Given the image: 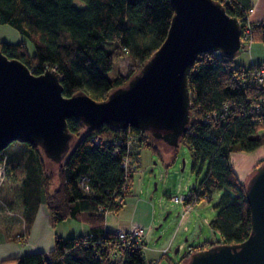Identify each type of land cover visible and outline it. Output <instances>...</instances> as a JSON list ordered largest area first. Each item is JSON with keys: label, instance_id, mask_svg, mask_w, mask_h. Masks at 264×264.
Masks as SVG:
<instances>
[{"label": "trees", "instance_id": "1", "mask_svg": "<svg viewBox=\"0 0 264 264\" xmlns=\"http://www.w3.org/2000/svg\"><path fill=\"white\" fill-rule=\"evenodd\" d=\"M215 1L222 3L230 16L237 17L244 29L253 7L250 0ZM79 2L80 6L75 0H0V26L9 25L25 38L15 43L0 40V50L7 57L22 61L36 75L55 69L67 97L84 92L103 101L112 91L127 85L165 41L174 6L172 0ZM250 26L251 41L264 44V22H250ZM26 40L33 45L32 53ZM238 55L239 52L232 56L221 52L199 54L189 74L191 118L188 132L180 142L188 146L193 167L208 161L204 177L192 189L197 202L222 191L209 224L220 238L191 248L179 264L197 250L219 243H241L251 232V211L245 196L247 182L239 179L232 154L264 147V89L249 79V73L264 67V62L244 67L236 64ZM123 58L130 61L131 73H117L109 78L107 72ZM67 126L73 135V146L62 166L58 164L56 180L47 170L41 148L24 143L25 149L18 157L3 151L7 156L5 182L19 185L24 233L29 231L41 205L54 224L74 219L89 225V233L68 238L56 235L50 251L28 253L11 261L153 264L144 256V240L140 246L133 241L122 244L117 231L107 229L106 215L124 206L125 201L116 206L112 197L120 194L127 183L131 185L133 179V175L127 179L121 166L126 149L121 147L115 153V140L136 137L133 151L140 158L143 146L159 152L158 139L133 127L103 125L88 131L74 117L67 119ZM96 138L101 140L99 144L95 143ZM83 180L89 191H85ZM100 207L104 210L100 211Z\"/></svg>", "mask_w": 264, "mask_h": 264}, {"label": "water", "instance_id": "2", "mask_svg": "<svg viewBox=\"0 0 264 264\" xmlns=\"http://www.w3.org/2000/svg\"><path fill=\"white\" fill-rule=\"evenodd\" d=\"M172 3L175 13L165 41L127 85L103 101L84 92L67 97L55 69L36 75L0 50V153L15 141L33 144L62 166L73 146L71 117L88 131L133 127L177 147L190 124L189 74L198 55H235L242 47V27L215 0ZM245 196L251 211L248 238L192 252L184 264H264V163L247 182Z\"/></svg>", "mask_w": 264, "mask_h": 264}, {"label": "rangeland", "instance_id": "3", "mask_svg": "<svg viewBox=\"0 0 264 264\" xmlns=\"http://www.w3.org/2000/svg\"><path fill=\"white\" fill-rule=\"evenodd\" d=\"M75 3L80 6L79 0H75ZM23 39L25 40L9 25L0 26V40L15 43ZM26 42L32 53L34 51L32 43L29 40ZM251 43L258 44L264 50L263 43L256 41ZM249 46L248 42L244 43V47L239 51L240 55L236 58V64L248 65L249 57L245 49ZM263 53L264 51L260 53V57H263ZM131 71L130 61L123 58L114 63L107 76L114 78L117 73L128 75ZM156 142L159 145V152L146 146L141 148L140 166L133 174L125 204L119 211L106 215V227L112 232L129 230L134 226L144 228L146 259L154 264H179L183 255L191 248L200 246L205 241L219 240V234L209 224L216 214L215 206L222 191L215 192L209 199L197 202L194 209L181 219L182 205L175 203L173 198L186 196L190 190L198 187L206 173L208 161L193 167L191 153L186 144L180 142L177 147H172L162 140ZM24 149V143L15 141L5 151L12 157H18ZM242 153L246 160H242V165L237 167L235 163L239 161L238 155ZM238 155L236 153L232 155L235 171L242 181L248 182L264 160V147L254 152H240ZM44 159L48 172H52L56 180L58 164L45 156ZM20 202L19 185L6 180L0 191V230L3 229V233L6 232L8 235L7 238L14 239L13 241L21 238L17 236L18 234H25V229L22 232L24 214L21 212ZM55 228L60 236L62 234V237L68 238L87 232L89 225L67 219L55 224ZM164 249H168L167 254H163Z\"/></svg>", "mask_w": 264, "mask_h": 264}, {"label": "crops", "instance_id": "4", "mask_svg": "<svg viewBox=\"0 0 264 264\" xmlns=\"http://www.w3.org/2000/svg\"><path fill=\"white\" fill-rule=\"evenodd\" d=\"M250 3L253 6V11L248 14L249 21L264 22V0H250ZM245 50L248 53L249 62L247 63L248 65H244L243 63H240V65L248 67L250 65L264 62V55L263 57H260V53L264 50H262L260 46H258V44L251 43L250 46ZM238 153L240 152H237L236 154L238 155ZM238 156L240 157V159L237 163H235L237 167L238 165H242L243 161L246 160V157L243 153L239 154ZM236 173L238 175V172ZM240 180L242 181V179ZM24 229L26 230L25 222L22 226V232L24 231ZM3 232V229L0 230V264H17L16 262L11 260L31 252H48L54 246L55 236L59 235V233L56 231L55 224L52 222L51 215L45 207L43 208V205L39 207L37 213L35 214L34 221L29 231L25 233L26 239L24 241H13L14 239L7 238L8 235H6V232ZM88 233L89 229L87 232L81 235H86ZM61 236L63 235L61 234Z\"/></svg>", "mask_w": 264, "mask_h": 264}, {"label": "built area", "instance_id": "5", "mask_svg": "<svg viewBox=\"0 0 264 264\" xmlns=\"http://www.w3.org/2000/svg\"><path fill=\"white\" fill-rule=\"evenodd\" d=\"M252 11H253V8L249 10V13H251ZM241 42H242V45H244V43L246 42H248L249 44H251L252 42L251 41V26H250L249 19L247 20L244 29H242ZM249 79H251L254 85H256L257 87L261 89H264V67L256 68L252 70L249 73ZM94 141L96 144H99L101 142L99 138H96ZM135 141H136V137L127 136L125 139L115 140L114 142V145L117 146L116 149L114 150L115 153H119L121 147H124V149H126L121 166L124 169V173L127 179H129L130 176L133 175L140 166L141 158L134 156L133 148L135 147ZM6 160H7V156L2 151L0 153V188L2 187L6 179ZM82 184H83L85 191H89V186L84 183V180L82 181ZM130 187H131L130 183H127L120 194L115 193L113 195L112 199L116 206H120L124 203L125 197L127 193L129 192ZM173 201L175 203L182 205L180 217L181 219H183L189 212H191L194 209V206L197 203V196L196 194L193 193L192 190H190L188 195L176 196L173 198ZM99 210L103 211L104 208L100 207ZM144 234H145L144 228L140 226H134L133 228L129 230H123V229L117 230L116 235L119 239V242H121L122 244H128L131 241H133L139 244L140 246V243L143 242ZM17 236L21 237L17 239L18 241H22L26 239L25 234L24 235L18 234ZM167 252H168V249L163 250V254H167ZM112 255H113V252H112Z\"/></svg>", "mask_w": 264, "mask_h": 264}]
</instances>
